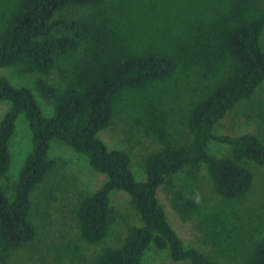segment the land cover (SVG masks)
<instances>
[{
    "label": "trees",
    "instance_id": "trees-1",
    "mask_svg": "<svg viewBox=\"0 0 264 264\" xmlns=\"http://www.w3.org/2000/svg\"><path fill=\"white\" fill-rule=\"evenodd\" d=\"M263 32L261 0H0V69L33 75L34 90L53 108L44 117L29 89L0 77V102L9 103L0 120V177L10 167L19 115L32 144L12 196L0 186V264H12L38 235L30 196L55 170L52 142L105 177L96 191L77 197L76 241L58 247V263L81 259L82 245L104 242L115 221L112 192L128 196L141 224L127 229L120 246L101 247L89 264H141L150 244L187 264L239 256L246 219L255 222L250 235L264 228L260 209L243 208L254 182L246 164L264 167V142L219 135L215 126L246 102V119L264 127V94H256L264 84ZM186 90L190 101L174 113L172 102ZM117 118L129 138L142 134L158 145L143 158L142 181L128 152L109 150L97 137ZM210 143L230 153L214 156ZM202 170L212 204L199 183ZM159 187L181 221L195 220L210 256L184 247L157 200ZM249 239L243 264H264V235Z\"/></svg>",
    "mask_w": 264,
    "mask_h": 264
},
{
    "label": "rangeland",
    "instance_id": "rangeland-1",
    "mask_svg": "<svg viewBox=\"0 0 264 264\" xmlns=\"http://www.w3.org/2000/svg\"><path fill=\"white\" fill-rule=\"evenodd\" d=\"M264 3V0H261ZM261 44L264 47V32L261 36ZM0 77L6 78L17 88H27L31 91L44 117L53 114L51 104L42 98L33 88V75L18 76L13 68H1ZM264 94V84L256 93ZM190 101L189 90L180 94L172 102V111H183ZM247 103H240L215 126V132L219 135L239 136L251 134L264 142V127L258 125L255 119H246L249 113ZM9 109V103L0 102V120ZM97 137L109 150L119 149L129 153L131 158L132 172L137 181H142V161L150 152L158 149V145L149 138L138 134L129 138L125 133L124 119H114L111 124L98 132ZM31 137L26 119L19 115L12 137L8 143L10 155V167L4 177H0V186L7 197H11L15 181L19 175L23 162L31 151ZM48 157L56 162V167L47 181L31 193L32 203L31 219L36 224L38 235L33 243L13 256L12 264H89L92 257L103 246L118 247L122 244L126 231L131 226L140 225V221L131 208L128 196L123 192H112L110 206L114 211L115 221L108 236L100 246L88 247L82 245V258L79 260L63 259L56 261L58 247L76 241V226L73 215V206L77 197L82 193H93L105 181V177L92 171L84 156L74 153L62 144L52 142ZM208 152L221 157L230 153V148L218 143H210ZM246 166L254 176V182L250 193L244 203V209H260L264 220V167H258L247 163ZM200 186L203 194L210 204L215 202L216 197L212 193V185L205 170L201 172ZM50 193V194H49ZM50 197L52 199L50 200ZM156 197L164 210L166 219L172 230L182 241L184 247L193 248L210 256V247L201 242V236L195 228V220L183 222L172 210L161 187L156 189ZM251 223L254 220L246 219L244 228L240 234L239 256L226 260L215 258L218 264H243L248 257L250 236L259 238L264 235V228L260 235H250ZM141 264H187L175 262L166 250H158L150 244L144 251Z\"/></svg>",
    "mask_w": 264,
    "mask_h": 264
}]
</instances>
